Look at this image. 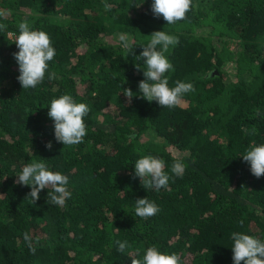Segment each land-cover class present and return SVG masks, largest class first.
<instances>
[{"label":"trees","instance_id":"1","mask_svg":"<svg viewBox=\"0 0 264 264\" xmlns=\"http://www.w3.org/2000/svg\"><path fill=\"white\" fill-rule=\"evenodd\" d=\"M151 4L0 0L7 25L0 32V264H131L153 245L181 264H234L233 232L264 241V176H253L242 157L264 144V0H193L187 18L171 25ZM23 20L45 31L56 50L43 82L27 90L13 55ZM158 30L179 37L165 54L174 66L169 86L180 80L195 88L174 108L139 95L129 104L123 93H139L144 65L136 56ZM64 94L90 108L79 145L55 140L48 106ZM145 155L165 161L173 177L167 189L146 190L133 178ZM176 159L187 165L182 178L171 173ZM33 160L69 177L64 206L47 202L50 188L32 205L31 186L16 183ZM142 197L160 211L136 216ZM116 241L128 242L123 253Z\"/></svg>","mask_w":264,"mask_h":264},{"label":"clouds","instance_id":"2","mask_svg":"<svg viewBox=\"0 0 264 264\" xmlns=\"http://www.w3.org/2000/svg\"><path fill=\"white\" fill-rule=\"evenodd\" d=\"M193 0H152L151 10L155 17H163L166 24H175L177 21L185 20L186 14L191 10ZM111 5L105 3L106 11L111 10ZM0 13V16H3ZM7 28L6 24L0 23V32ZM19 34L14 43L19 49L13 53L19 66L17 80L22 88L35 89L45 78L49 69V61L56 55L50 36L43 30H35L27 20L18 24ZM150 41L136 57L143 60L144 79L139 81V93H134L130 88L124 90V96L130 104L134 96L139 95L149 102L156 101L161 107L174 108L180 106L185 94L194 92L195 88L191 82L177 80L174 87L169 86V78L166 75L170 70L174 71L173 64L169 61L166 53L170 48L179 44V37L169 34L165 30L154 31L150 35ZM121 46L128 53L133 54L134 44L126 34L119 35ZM137 70L141 66L136 65ZM56 78V73L51 72L49 77ZM90 111L89 106L83 102H76L70 94H64L54 98L48 106V116L54 122V136L57 142L64 146L79 145L84 141L87 134L84 118ZM46 148L52 149L51 141L46 143ZM243 160L250 165V171L257 179L264 176V144L252 145L245 154ZM187 165L180 159L174 160L171 173L174 177H183ZM134 177H139L142 186L147 189L160 191L169 187V180L173 177L165 171V161L159 157L145 155L135 161ZM16 183L21 186H31L28 193L30 203L36 204L40 192L48 191V203L64 206L67 199L71 197L68 189L69 177L58 171L49 170L43 160L32 162L23 166L22 171L16 175ZM160 211L159 206L142 197L136 199L135 215L144 219L156 215ZM233 245L234 264H264V241L252 235L233 232L231 235ZM23 240L29 251L36 252L33 238L28 233L23 234ZM118 251L123 253L128 247V242L116 241ZM131 264H181V257L176 254H166L153 245L146 249L142 260L133 258Z\"/></svg>","mask_w":264,"mask_h":264}]
</instances>
